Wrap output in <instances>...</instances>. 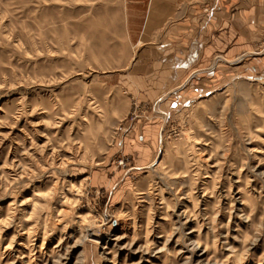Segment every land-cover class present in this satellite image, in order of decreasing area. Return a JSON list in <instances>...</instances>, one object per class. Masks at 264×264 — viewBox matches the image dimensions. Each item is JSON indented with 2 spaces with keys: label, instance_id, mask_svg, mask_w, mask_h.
I'll return each instance as SVG.
<instances>
[{
  "label": "rangeland",
  "instance_id": "obj_1",
  "mask_svg": "<svg viewBox=\"0 0 264 264\" xmlns=\"http://www.w3.org/2000/svg\"><path fill=\"white\" fill-rule=\"evenodd\" d=\"M150 2L0 0V264H264V37Z\"/></svg>",
  "mask_w": 264,
  "mask_h": 264
},
{
  "label": "crops",
  "instance_id": "obj_2",
  "mask_svg": "<svg viewBox=\"0 0 264 264\" xmlns=\"http://www.w3.org/2000/svg\"><path fill=\"white\" fill-rule=\"evenodd\" d=\"M152 2V3H151ZM147 32L176 17L178 68L211 55L216 44L258 43L264 37V0H151ZM158 13L150 19L152 13ZM250 47L249 45L247 46ZM241 48V47H240ZM181 68V69H182Z\"/></svg>",
  "mask_w": 264,
  "mask_h": 264
},
{
  "label": "built area",
  "instance_id": "obj_3",
  "mask_svg": "<svg viewBox=\"0 0 264 264\" xmlns=\"http://www.w3.org/2000/svg\"><path fill=\"white\" fill-rule=\"evenodd\" d=\"M261 54H264V48H263V51H262V53Z\"/></svg>",
  "mask_w": 264,
  "mask_h": 264
}]
</instances>
